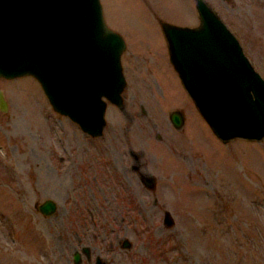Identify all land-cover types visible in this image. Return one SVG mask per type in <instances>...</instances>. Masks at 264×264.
<instances>
[{"label": "rangeland", "instance_id": "1", "mask_svg": "<svg viewBox=\"0 0 264 264\" xmlns=\"http://www.w3.org/2000/svg\"><path fill=\"white\" fill-rule=\"evenodd\" d=\"M99 1L124 54L155 47L154 76L127 73L123 104H107L97 138L55 113L32 77L0 78V264H75V251L76 264H264V138L219 141L163 52L156 20L192 26L193 0ZM207 1L264 80V0ZM152 79L157 94L134 88ZM130 151L150 187L127 170ZM100 170L113 176L99 179L103 194L91 179ZM45 199L56 204L50 216L36 209Z\"/></svg>", "mask_w": 264, "mask_h": 264}, {"label": "water", "instance_id": "2", "mask_svg": "<svg viewBox=\"0 0 264 264\" xmlns=\"http://www.w3.org/2000/svg\"><path fill=\"white\" fill-rule=\"evenodd\" d=\"M195 12L194 27L159 21L169 63L219 141H260L264 80L203 0H195ZM124 47L121 35L105 24L99 0H0V78L32 77L51 109L90 137L102 135L105 100L122 105ZM6 109L0 90V111ZM168 119L174 129L183 125L178 110L170 111ZM147 181L150 187L153 180ZM36 209L50 216L56 204L45 199ZM82 250L88 258V248ZM72 261H79V253ZM93 264L106 263L95 257Z\"/></svg>", "mask_w": 264, "mask_h": 264}, {"label": "flooded vegetation", "instance_id": "3", "mask_svg": "<svg viewBox=\"0 0 264 264\" xmlns=\"http://www.w3.org/2000/svg\"><path fill=\"white\" fill-rule=\"evenodd\" d=\"M217 15H218V13H217V11L214 9V7H212L211 6V4L207 1V0H203ZM193 8H194V12H195V0H193ZM195 15H196V12H195ZM219 16V15H218ZM220 18V17H219ZM221 19V18H220ZM222 20V19H221ZM223 22V21H222ZM168 23H170V22H168ZM224 23V22H223ZM156 24H157V26H158V29H159V33H160V36H161V41H162V45H163V52H164V55H166V57H167V62H168V65H169V69H171V71L175 74V76H176V73L174 72V70H173V68H172V66H171V64L169 63V60H168V55H167V50H166V43H165V40H164V38H163V36H162V32H161V30H160V27H159V20H156ZM171 24H173V23H171ZM225 24V23H224ZM175 25H177V24H175ZM198 25V20H197V16H196V22H194V24L192 25V26H188V27H194V26H197ZM181 26V25H180ZM124 44H125V42H124ZM143 48H144V52L141 54V53H139V54H133V53H130V54H124V52L126 51V49H127V45L125 44V47H124V50H123V52L121 53V55H120V66H121V72H122V74H123V77H124V80H125V85H124V87H123V90H122V92L120 93V96H121V99H122V104H123V99L125 98V89L126 88H129L128 86H127V73L128 72H140V73H142L143 74V76H145V77H147V75L148 76H152V78H153V74H154V72H153V70L155 71V65H156V58H157V54H156V52H155V47L152 45V44H149V43H145L144 44V46H143ZM166 52V53H165ZM176 78H177V76H176ZM177 80H178V78H177ZM178 82H179V80H178ZM153 83H154V81H153V79H152V84H145V85H138V86H134V88H149V90H153V92L155 93V94H157V88H154V86H153ZM179 84H180V82H179ZM180 86H181V84H180ZM133 86H131V88H132ZM150 88H152V89H150ZM181 89H182V92H184L185 93V95L187 96V94H186V92L184 91V89L182 88V86H181ZM153 95V94H152ZM187 98L189 99V101L191 102V104L193 105V103H192V101L190 100V98L187 96ZM107 104L108 105H111V106H114V107H116L115 105H113V104H111V103H109L108 101H106L105 100V109H106V107H107ZM122 106V105H121ZM120 106V107H121ZM120 107H116V108H120ZM193 107H194V105H193ZM194 109H195V107H194ZM174 110H178V109H174ZM171 111H173V110H171ZM178 111H180V113H182L181 112V110H178ZM105 112V111H104ZM169 113V112H168ZM183 115V114H182ZM167 116H168V114H167ZM169 120V119H168ZM183 121H184V116H183ZM85 134V133H84ZM86 136H88L89 138H97V137H90L89 135H87V134H85ZM133 153L130 151V165L128 166V169L127 170H129L130 172H132L133 173V175H134V178H135V180L137 179V177L139 176V180L141 181V182H143L144 183V185L145 184H147L146 182V179L144 180L143 178L145 177V175L143 174V173H141V172H139L138 171V167H137V165H136V161L134 160V157H133V155H132ZM126 170V171H127ZM101 171V170H100ZM120 171V173H121V170H119ZM86 175V177H87V179L89 178V175H88V173H86L85 174ZM113 176L112 175H106L105 173H102V171L100 172V174H98L97 173V171H93V175L91 176V179H92V181L95 183V186L97 187V189L99 190V193H101V194H103V192H102V187L103 186H101L100 185V178H102V179H104V183L105 184H108L110 181L109 180H111V178H112ZM115 177V176H114ZM119 177V176H118ZM117 181H120V179H118V178H115ZM83 180H84V178H83ZM89 182H90V180H89ZM88 182V183H89ZM86 184V189H88L87 190V193H88V197L89 198H92V199H94L95 198V195H97L98 193L97 192H95V191H91L90 189H89V184ZM128 183L129 184H131L132 183V180L131 179H129V181H128ZM132 185V184H131ZM83 193H84V191H83ZM72 197L74 198V196H73V194H72ZM98 198V197H97ZM102 198H104V199H106V196H103ZM113 199H115L114 197H113ZM84 247H81L80 248V253H81V255H83V257L85 258V260L86 261H88L89 260V249H88V258L85 256V253H83V249ZM76 252V251H75ZM79 259H80V256H79ZM95 259V258H94ZM94 262V261H93Z\"/></svg>", "mask_w": 264, "mask_h": 264}, {"label": "clouds", "instance_id": "4", "mask_svg": "<svg viewBox=\"0 0 264 264\" xmlns=\"http://www.w3.org/2000/svg\"><path fill=\"white\" fill-rule=\"evenodd\" d=\"M166 198L168 199H174V196L171 193L166 192Z\"/></svg>", "mask_w": 264, "mask_h": 264}]
</instances>
